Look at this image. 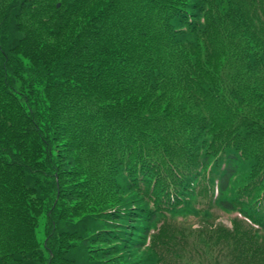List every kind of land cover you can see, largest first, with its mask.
<instances>
[{"label":"trees","instance_id":"1","mask_svg":"<svg viewBox=\"0 0 264 264\" xmlns=\"http://www.w3.org/2000/svg\"><path fill=\"white\" fill-rule=\"evenodd\" d=\"M41 7L45 9V6ZM92 7L91 18L95 24L86 27L80 35H75L68 47H62L61 51L56 43L45 41L56 42L62 37L67 40V26L58 23L59 14H63L62 18L64 14L68 18L67 11L55 9L52 22L49 19L43 21L49 24L44 30V37L36 38L35 47L38 52L36 54L48 52L49 61L53 65L50 72L56 77L51 79L52 85L59 83L70 86L78 90L75 91L78 96L90 95L93 99L83 100L91 109L108 105L105 102L101 104L102 99H105L101 97V92H105L108 98L111 94L131 90L134 95H141L144 103L123 107L134 115L137 113L139 118L151 113V110L141 105L161 101L159 96H155L153 86H147L146 81L153 76H162L165 80L168 79V90L174 87L183 89L186 93L184 99L189 107H192V98L196 99L195 105L206 113L203 118L211 122L222 124L224 127L225 124H230L233 129H238L240 115L264 116V0H105L101 5ZM22 11V6L17 9L15 4H11L5 16L10 20L11 27L13 24L18 34L23 35L22 40H27V33L23 32L26 29L20 19ZM31 14L36 17L41 13L32 11ZM250 30L261 38V42L257 45L241 44L244 32L249 33ZM19 31L23 33L20 34ZM236 36L239 38L235 39ZM0 54L2 69H12L13 61L7 55L9 51L3 52L4 55L1 52ZM19 54L26 58L29 55L24 50ZM17 56L16 59L21 62L20 59L23 58ZM223 56L225 60L219 62V58ZM86 58L89 60H85ZM238 59L243 61V65L238 64ZM31 81L34 86L39 85L40 89L34 88ZM19 85L17 87L14 81L9 80L0 70V227L5 226L7 222L15 228L9 241L0 239V264H39L38 244L31 232V229L34 231L35 224L32 226L27 216L30 204L24 193L28 190L20 185L26 177L21 167H33L29 174L43 169L44 175L38 182L43 184L42 193L47 194L46 201L50 204V193L57 188L48 190L44 183L47 177L61 181L59 165L53 159L54 147L59 145L58 139L61 137L57 132L59 129L63 130L61 125L64 123L66 125L68 121L74 122V118L67 113L62 116V106L57 98L59 94H51L50 90H47V79L43 74H31L30 71L29 84L25 86L21 81ZM143 86L147 88L148 93L140 92ZM27 88L29 93L24 91ZM158 89H161L163 94H168L165 85L161 84ZM18 97H21L23 104H18ZM109 98L114 99V96ZM22 107L27 111L21 110ZM11 110L20 115L16 118L18 128L19 120L22 119L28 131H8L9 126L3 124V117L11 118V115H15ZM162 115L157 117L160 118L159 124L151 128L155 135L160 139H169L172 143L171 149L178 151L174 142L179 140L180 152L191 149L193 137L188 138L185 134L193 131L200 119L188 121L187 127H184L180 120L173 118L170 121V117L165 119L167 114ZM138 120L139 126H142V118ZM225 130L222 139L217 142L203 137L200 142L195 141L193 145L200 151L186 161L174 155L169 159L160 155L161 148L148 132L145 134L147 137H143L147 144L151 145V155L146 150L134 152L131 150V142L123 144V147L129 157L128 163L131 162V155L135 157L130 171L133 173L135 169V175L141 182L150 180L154 190L160 192L162 198L165 197L166 207L171 215L190 214L189 209L183 205L184 201L189 199L188 193L197 183L206 186L204 169L208 166L209 172L216 175L207 179L214 182L213 197L219 210L240 213L243 218L264 231V140L257 136L250 140L245 139L244 134L237 148L238 139L231 138ZM29 135L38 137L43 147L46 169L27 165L22 160L21 153L26 148L25 137ZM194 135H197V132L190 134ZM249 153L253 154V164L244 161ZM152 157L156 158V164L151 160ZM200 159L203 168L197 170L194 165ZM174 170L176 176L172 173ZM244 171L247 174V182L243 187L249 191L246 194L249 199L240 200L237 196L232 199L223 197L230 191L234 180ZM242 203L243 208L239 206ZM78 220L75 224L72 222V225L87 223L84 218ZM125 220H128V217L113 212L107 219L99 220V223L91 221L86 228L90 229L89 234H80L79 239H82L83 244L107 245L105 253L94 256V264H100L98 259L111 258L113 251L119 249L111 245L115 240L113 229H101L98 224L109 221L119 223ZM50 225L49 237H52L56 232L52 220ZM86 229L84 232H87ZM5 238L8 239V236L5 235ZM136 242L130 240L135 250H139L142 244ZM234 244L239 250H227L226 259H229V264H246L245 250H255V242H251L250 237H243L242 241H234ZM27 257L33 261L24 262ZM51 264L54 262L51 261Z\"/></svg>","mask_w":264,"mask_h":264},{"label":"rangeland","instance_id":"2","mask_svg":"<svg viewBox=\"0 0 264 264\" xmlns=\"http://www.w3.org/2000/svg\"><path fill=\"white\" fill-rule=\"evenodd\" d=\"M104 2L105 0H84L83 2L82 0H0V52L3 54V52L9 51L7 55L13 61L12 69L3 70L0 57L2 74L7 75L9 80H13L17 87L20 86L21 81L25 86L29 84L30 71L31 74H43L47 79V90H50L51 94H59L57 98L62 106V116L67 113L74 118V122L68 121L66 125L64 123L61 125L63 130L59 129L57 132L61 137L58 139L59 145L54 147L53 159L59 165L61 181L57 182L56 179L47 177L44 183V187L48 190L57 188L56 191L52 190L50 193L52 200L50 204L46 201L47 194L42 193L43 184L38 182L44 175L43 169H37L35 174H29L33 167H21L26 177L24 181L20 182V185L22 188L25 186L28 190L27 193H24L30 200L27 201L30 204L27 216L32 226L35 224V229L34 231L31 229V232L37 240L40 253L38 255L39 264H51V261L54 264H94V256L105 253L107 245L104 243L83 244L82 239H79L80 234H89L90 229L86 228L91 224V221L99 223V220L107 219L113 212L128 217V220L119 223L118 221H109L98 224L101 229H113V236L117 241L114 240L111 245L119 248L113 251L114 255L111 258L98 259L100 264H229V259H226L227 250L229 252L239 250L234 241L240 242L243 237H250L251 242H255V250L251 248L245 250L246 264H264V231L243 218L240 213L219 210L213 197L214 182L207 179L209 176L213 178L216 175L209 172L208 166H205L204 169L206 186L197 183L193 190L189 191V199L184 201L183 205L189 209L190 214L171 215L166 207L165 197L162 198L161 193L154 190L150 180L146 183L141 182L135 175V169L133 173L130 171L135 157L130 154L131 162L128 163L129 157L123 147V144L131 142L133 144L131 150L134 152L146 150L151 155V145L147 144L143 137L148 132L152 140L161 148L160 155H164L168 159L174 155L180 160L186 161L200 151L195 147V144L193 145L195 141L200 142V138L203 137L206 140L212 139L217 142L218 139H222L224 129L231 138L238 139L236 140L237 148L242 142L241 136L244 134L246 135L245 139L250 140L257 136L264 140V116L240 115L238 129H233L230 124H225L224 127L222 124L204 119L206 113L201 107L195 105L196 99L192 98V107H189L184 99L186 93L181 87L168 90L167 78L165 80L162 76H153L146 81V85L153 86L155 96H159L161 101L155 104L147 103L146 106L141 105L151 110V113L139 117L143 120V122L140 120L142 126H139L138 114L134 115L123 107L144 101L141 95H134L131 90H125L121 94L120 92L111 94L109 97L114 96V99L106 98V93L101 92V97L105 98L102 99L101 104L105 102L108 105L95 106V109H91L83 100L93 99L90 95L78 96L75 92L78 90L70 86L59 83L52 85L51 79L55 76L50 72L53 65L49 61L48 52L36 54L38 52L35 47L36 38L44 37V30L49 24L43 21L49 19L52 22V13L56 12L55 9L67 11L68 18L65 14L64 18H62L63 14H59L58 17V23L67 26H65L67 40L62 37L56 42L54 40L45 41L46 43H56L61 51L62 47L64 49L68 47L75 35H80L86 27L95 24L91 18L92 6L101 5ZM190 3L194 2L190 1ZM11 4H15L17 9L19 6L23 7L20 19L26 29L23 32L27 33V40H22L23 35L18 34V31L13 28V24L11 27L10 20L5 16L9 12ZM41 6H45V9ZM46 7L47 12L45 13ZM32 11H39L41 14L34 17L31 14ZM23 32L19 31L20 34ZM248 32H244L241 44L257 45L261 42V38L251 30ZM238 38L239 36L235 37V39ZM16 44L17 47H15ZM11 47L14 49L10 50ZM22 50L29 54L27 58L19 54ZM17 55L23 58V60L20 59L22 63L16 59ZM224 60V56L219 58V62ZM238 64L243 65V61L238 59ZM31 84L34 88L40 89V86H34L32 81ZM161 84L166 86L165 91H168V94H163V91L158 89ZM142 89L140 92L145 94L147 88L143 86ZM24 91L30 92L29 88ZM17 101L18 104H23L21 97H18ZM21 110L27 111L25 107H22ZM11 111L16 113L15 110ZM162 114H167L165 119L170 117L168 120L173 118L180 120L184 127H187L188 121L200 119L196 128L185 134L188 138L193 137L191 149L180 152L179 138V141L174 142L178 151L171 149L172 143L169 139L165 137L160 139L155 135L151 128H155L159 124L160 118L157 117ZM11 116V118L3 117V124L9 126L8 131L10 129L28 131L22 119L19 120L20 127L18 128L16 118L20 115ZM53 131L54 129L51 134ZM194 131L197 132V135L190 136ZM25 139L26 148L21 153L24 163L46 169V159L38 137L29 135ZM252 157L253 154L249 153L244 161L253 164ZM143 158L148 157H139V159ZM151 160L156 164L155 157H152ZM152 161L149 160V162ZM202 163L200 159L194 168L197 170L203 168ZM172 173L176 176L175 170ZM153 175L152 173L151 176L153 177ZM246 175V171L242 172L234 180L230 191L223 197L232 199L233 196H237L240 200L249 199L246 196L249 191L243 187L247 182ZM19 177L22 180L21 176ZM196 191L198 192L195 195ZM236 191L238 193L235 194ZM57 194H59V198ZM239 206L243 208L244 204H239ZM82 218L86 219V224L72 225V222L75 224L78 219ZM51 220L55 224L56 232L55 235L49 237ZM129 228L134 230L131 231ZM85 229L87 232H84ZM14 232L15 228L5 222V226L0 227V239L9 241ZM5 235L8 236V239L5 238ZM123 239L126 241L124 242ZM130 240H136L139 245L142 244V247L135 250ZM260 251L262 252L259 253ZM32 261L30 257H27L24 262ZM234 264L238 263L234 262Z\"/></svg>","mask_w":264,"mask_h":264}]
</instances>
